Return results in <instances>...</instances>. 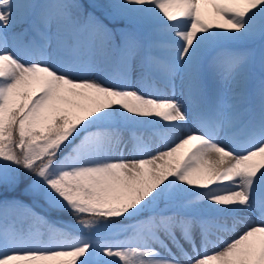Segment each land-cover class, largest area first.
<instances>
[{"label": "snow or ice", "instance_id": "snow-or-ice-1", "mask_svg": "<svg viewBox=\"0 0 264 264\" xmlns=\"http://www.w3.org/2000/svg\"><path fill=\"white\" fill-rule=\"evenodd\" d=\"M257 56L264 0H0V264H264Z\"/></svg>", "mask_w": 264, "mask_h": 264}, {"label": "rangeland", "instance_id": "rangeland-1", "mask_svg": "<svg viewBox=\"0 0 264 264\" xmlns=\"http://www.w3.org/2000/svg\"><path fill=\"white\" fill-rule=\"evenodd\" d=\"M256 67L253 65L252 67V71H251V74H252V78H254L253 82L256 83L258 82L259 78H260V75L262 73V71H264V69H262L261 65L259 64V57L257 56V60H256ZM177 89H179V87L177 86ZM176 89V90H177ZM37 211H41L40 209H37ZM43 214V213H41ZM50 219H53L55 220L56 217L55 216H51ZM63 224H66V225H72L74 223V221L72 220H67V219H64L62 218V221H61Z\"/></svg>", "mask_w": 264, "mask_h": 264}, {"label": "bare ground", "instance_id": "bare-ground-1", "mask_svg": "<svg viewBox=\"0 0 264 264\" xmlns=\"http://www.w3.org/2000/svg\"><path fill=\"white\" fill-rule=\"evenodd\" d=\"M259 64H260V62H259ZM261 65V64H260ZM252 71V70H251ZM251 76H252V74H251ZM253 82V81H252ZM253 85H255V83L253 82ZM177 97L179 98V89H177Z\"/></svg>", "mask_w": 264, "mask_h": 264}]
</instances>
